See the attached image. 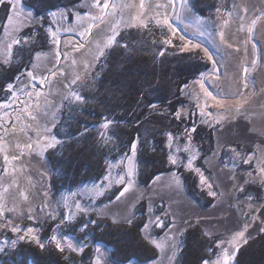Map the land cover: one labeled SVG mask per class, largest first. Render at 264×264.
<instances>
[{"label": "rangeland", "instance_id": "374dc122", "mask_svg": "<svg viewBox=\"0 0 264 264\" xmlns=\"http://www.w3.org/2000/svg\"><path fill=\"white\" fill-rule=\"evenodd\" d=\"M86 2L88 5H91L95 3V0H86ZM102 2L103 0H101ZM196 2L200 4V0H188V8L191 9L189 12L187 8H182V0H174L173 4L166 10L157 8V5L167 4L168 0H145V11L148 13L149 26L148 28H137L130 27L129 23L140 12V0H109L110 4L115 3L118 5L114 10L115 14H110L106 22L100 25L99 29H93L95 35L90 34L89 36V40L94 44L96 40L102 39L109 26H115L116 31L119 32V36H117L119 43L121 41V35L125 34L127 50L147 51L155 55L159 60L167 57L171 58L182 53L178 50L180 44H177L173 40V44L176 45V48H174V46L160 43V41L167 37L160 36L157 33L158 30L161 32L165 28L156 26L154 20L157 11L162 15L166 11L170 22L178 30L176 36L178 40L179 36L183 35L187 40L192 41V43L201 45L199 49L195 50L194 57L197 58L199 56V58L207 63L208 68L202 73H210L213 67L212 61L207 59L203 49L206 48L208 53L212 55L213 60L217 62L216 67L218 73L213 74L212 78L215 79L217 75L220 77V87H214L211 80L206 81V87L214 95H217L218 98L221 89H223L229 94L225 97L228 102L234 103L237 99L244 101L243 108L240 112L234 113L230 118L223 120L218 124L220 126H212H215L214 128H220L224 125L222 127L223 129L218 130L216 145L212 153L208 154L206 159L201 161V163L198 162L199 151L191 142L197 157L193 161L192 169L185 167L189 153L185 152L184 148L188 145V138L181 141L173 137L171 148L168 146L169 142L167 143L169 155L177 156L181 161L178 166L173 165L175 168L182 167L187 172H193L200 179V173L194 171V169L199 168L200 172L208 178V183L212 184L213 190L218 194L213 197L214 201L210 205L203 207L202 204L189 196L181 175L175 171L158 176L159 179L156 178L148 188L142 187L137 180L138 166L136 156L135 186L120 201L114 200L111 204H107L106 207L102 205L96 208L101 215L110 216L114 221H126L136 216L137 209L141 205L140 203L144 201L146 203V223H149L150 220L155 221L157 216L164 221L165 226L162 228L156 227L155 223L148 230H144L143 228V236L157 250L158 256L153 261L142 264H179V255L183 248L182 235L188 227L195 223L206 234L220 237V240L224 241L230 240L235 232L243 230L246 223L249 225L246 232L247 241L257 237L262 232L260 229L264 228V222H262L264 221V186L257 179L256 183L245 185L246 190L244 192L237 190V186L242 185L245 180L249 179V172L253 176H258V161L261 156L259 149L264 148V18H261L262 13H264V0H208L206 4H200L202 7L201 11L205 8L206 12L204 14L197 11L195 8ZM81 3L82 0L79 4L77 3L78 5L72 7V9L62 7L48 13L38 14L33 9L27 7L24 0H19V7L23 9L24 13H31V18L25 21L20 35H29L32 37V40L23 46L13 45L12 56L8 63H5V50L7 45L12 43V39L16 36V33H13L11 29H9L8 34L5 33L4 26L7 23L6 14L4 17L0 16V65H9L13 62L22 61L24 52L34 43H42L43 41L49 43L48 47L40 44L43 47H41V50L36 51L51 53V55L41 56L39 63L42 64V68L36 74L48 76L50 78V84L41 85L39 81L35 83L37 84L38 90L46 95L51 93L49 96L51 108L48 110L56 111V123L59 120L61 121L62 118L68 120L73 119L78 113V110L80 111V108L88 102V99L84 103L75 101L74 98L64 100L63 96H68L70 90H76L80 91L83 96L86 94L87 96L85 98H87L97 88V84L100 82L101 71L104 70L103 68L110 60V56L119 47V43H117L110 49L105 50L106 56L92 68L90 74L84 79L82 89L77 85H71V80L77 74H83L84 69L80 61L87 56L86 49H81L79 53H76L71 52L70 46L65 47L67 41L84 42L80 35V28L77 26L75 12L80 11L83 16L85 12L95 14L96 11L90 7H81ZM149 5L151 8L148 7ZM2 6L0 5V9ZM217 8L220 9L219 12H217ZM61 10L68 12V19L59 20V16H57L58 23L54 24L51 13H59ZM112 11L110 9V13ZM177 11L181 12V19L175 18V12ZM197 18H200L199 24L197 23ZM256 18L261 19H258L256 26L253 27L252 39L245 45L244 41L247 40L248 36L246 30L251 25V21ZM224 19L229 20L228 25L223 30L225 32V39L228 44L232 45L231 48L220 40V26ZM83 22L86 24L87 18ZM241 25H243V30H241ZM49 26L53 30L60 29L59 36L61 44L58 50L61 53H70L67 60L61 55L58 64L54 60V48L50 43L49 37L46 36V29ZM197 28L205 31V35H194L193 33ZM64 29L70 30L65 31ZM131 30L135 34L133 39L127 33V31ZM37 33L41 35V38L38 37ZM161 52L164 54L160 55ZM35 53L28 64L29 70H31V63L37 62L35 60ZM72 59L77 60L76 65L71 63ZM252 60H256L255 67L251 65ZM245 67L249 69L246 75L244 73ZM48 69L56 70L58 75L54 78L51 77ZM97 69H101V71L97 72ZM29 70H26L24 77H22L24 83H27L26 73ZM192 84L193 81L188 90V94L191 96V103L201 121L199 107L197 106L198 101L195 96V93H198L200 90L198 85L193 87ZM41 99L43 100V97ZM204 103L205 101L201 97L199 104L203 105ZM207 103L209 110L216 113L217 109L212 107V101L209 99ZM15 107L19 108V105ZM190 108H192L191 104L186 108H181L184 114L183 116L188 115L190 112L192 115L194 114L193 109L190 111ZM8 111L12 110L9 109ZM2 114V111H0V115ZM107 118L111 119L110 117ZM11 123L12 121H9V125ZM23 123H31V121L26 119ZM43 123L44 120L41 118V124ZM111 126L107 130L101 129L100 126H92V128L88 129L98 132V134L104 132L103 138L110 140ZM34 127L28 130V136H31L33 141L36 139ZM0 135H3V133H0ZM65 136H69L70 139L73 138L70 136L69 131ZM26 139L27 137L22 136V140ZM233 148L240 152L244 158L251 156L250 163L244 164L239 159H233L234 153L231 151ZM46 152L41 154L39 148L34 152H28L25 149L23 155H20V153L17 154L20 156V159L15 161L14 165L5 164L4 153H0V193L4 194V203H6L8 208L13 207L12 196H15L16 200L19 201V211L16 213L6 212L4 218H0V224H6V221L11 220L21 228L20 233H13L10 228L0 229V244L4 245L3 251H0V253L13 248L8 244H4L5 240H16V245L23 241H32L28 238L24 240L17 239L18 235H23L27 228H34L33 226L22 225L29 215L38 216L41 219L49 221L55 216L53 220L71 224L75 219L68 220L66 217L70 212H75L76 215L79 214L75 208L77 201L80 204L89 202V205L94 206L95 202L102 197L96 198L93 202L87 194V189H91L94 185L107 184L109 181L105 180V177L109 175V171H111V177H117L118 173L122 174L126 171L127 161L125 160L123 163H119L123 160V157H120L119 160L109 162L107 174L98 182L85 183L70 190L62 189L53 197H43V191L48 185L44 180L45 174L48 172L45 160ZM110 165L116 166L110 169ZM13 168H15V171H13ZM5 169H7V172H5ZM174 176L180 178V186L176 185ZM120 187L121 189L119 191L123 189L124 185L113 183L112 187L106 189L105 193ZM202 187L208 192V188L205 185H202ZM5 189L8 191L5 192ZM249 194L253 197L251 202L246 200ZM25 196L28 197V200L23 199ZM65 198L67 200L66 206L63 203ZM58 201L61 202L59 205L57 204ZM249 203L252 204V208L248 207ZM149 209H151V212H149ZM252 216H257L258 219L253 221L251 220ZM8 234L10 236L5 237ZM35 234L37 235L36 232ZM55 236H57L61 243L64 242L61 240L63 237L59 230L55 231ZM152 240L163 243L165 245L163 250L157 248L151 242ZM173 243H175V248L172 247ZM224 246L228 247L227 243ZM75 247H79V245ZM100 256L102 263L115 264L111 260L109 251L100 249ZM96 257L97 253L95 250L93 262H95Z\"/></svg>", "mask_w": 264, "mask_h": 264}, {"label": "trees", "instance_id": "16d2710c", "mask_svg": "<svg viewBox=\"0 0 264 264\" xmlns=\"http://www.w3.org/2000/svg\"><path fill=\"white\" fill-rule=\"evenodd\" d=\"M207 1L200 0V4H206ZM80 2L81 0H24L25 5L38 14L62 7L72 9ZM200 4L196 2L195 8L204 14L205 8L201 11ZM6 12L7 6L3 5L0 16L4 17ZM127 33L131 39L135 37L133 30ZM157 34L167 38L170 36L167 29L161 32L158 30ZM37 35L41 38V35ZM125 38V34H122L119 47L110 56L104 70L97 69V72L101 71L100 82L86 98L88 102L78 110L73 119L62 118L52 129V134L60 139L61 144L55 149L47 150L45 154L48 172L44 180L48 185L43 191V197H53L62 189L70 190L85 183L98 182L107 174L109 162L130 155L131 142L136 141L137 180L142 187L148 188L158 176L175 171L181 175L189 196L206 207L214 200L202 187L199 177L169 163L167 134L171 132L173 137L183 141L195 127L196 131L190 134L191 142L199 151L198 162L201 163L212 153L218 130L223 129L224 125L214 128L215 126L202 123L188 94L192 81L208 65L199 56L196 58L191 53H181L159 60L147 51L127 50ZM173 40L180 45L183 43L177 37ZM40 44L49 46L45 41L34 43L26 49L22 61L0 65V86L14 83L17 75L25 74L29 70L28 64L33 54L43 47ZM185 84L189 88L184 89ZM153 104L156 105L155 108L150 107ZM189 104L192 105L190 111L193 109L194 114L190 112L183 116V122L177 120L173 114ZM107 117L114 123L110 129L111 138L105 142L100 133L88 128L100 126ZM68 131L72 139L65 136ZM121 187L107 191L94 206L89 205V202L81 203L83 208L90 210L86 213L78 211L79 214L71 224L53 219L49 221L34 215H31L34 218L30 220L29 215L22 225L33 226L45 248L41 249L33 241H23L0 253V264H94L97 248L109 251L115 264L153 261L158 256L157 250L143 236L146 223L144 201L140 203L136 216L130 219L131 223L129 220L114 221L110 216H103L96 210L98 206L114 202ZM57 230L63 238L68 237V241L61 237L64 241L61 243L63 247L70 241L74 247L84 245L83 252L72 251L67 246L63 252L59 251L55 242H50ZM7 236L10 235L5 237ZM219 241L220 237L206 234L196 223L188 227L182 235L183 248L179 255V264H203L205 259L215 260L221 251L218 247ZM232 264H264V232L241 244Z\"/></svg>", "mask_w": 264, "mask_h": 264}, {"label": "snow or ice", "instance_id": "6c2138e0", "mask_svg": "<svg viewBox=\"0 0 264 264\" xmlns=\"http://www.w3.org/2000/svg\"><path fill=\"white\" fill-rule=\"evenodd\" d=\"M174 0H168L167 4H159L157 8L167 9L171 4H173ZM0 5H6L8 11L6 12V25L4 26L5 33H9V29L13 33H16V36L12 39V43L8 44L5 50V63H8L12 56V48L13 45H20L23 46L31 42L32 37L29 35H20L25 21L31 18V13L25 14L23 9L19 7V0H0ZM81 7H90L95 9V14L85 12L83 16L81 15L80 11L75 12V18L77 22V26L80 28V35L83 38L84 42H72L67 41L65 43V47H71V52L79 53L81 49L87 50V56L80 61L83 66L84 72L83 74H77L74 79L71 80V85H77L79 88H83L84 86V79L90 74L92 68L106 56V49H110L114 44L119 43L117 41V36H119V32L116 31L115 26H109L107 31L104 33L102 39H98L93 42L89 40L90 34H93V29H99L101 24H104L107 20V17L111 14L114 15V10L118 7L115 3H109V0H95L94 4L88 5L86 0H82ZM151 8V6H148ZM140 12L130 21V27H137V28H148L149 21H148V13L145 11L146 5L145 0H140L139 4ZM182 8H187L190 12L191 9L188 8V0H182ZM110 9L113 10L110 13ZM220 9L217 8V12ZM68 12L65 10H61L59 13L53 12L51 16L53 17V23H58L57 16H59V20H67L68 19ZM231 15V13H229ZM87 18V23L85 24L83 21ZM175 18L181 19L182 15L181 12H175ZM264 18V13H262V17ZM256 18L251 21V25L247 28V40L244 41L245 45L248 43L249 40L252 39V32L253 27L256 26L258 19ZM156 26L160 28H165L170 33L168 38L163 39L160 43L165 45L176 46L173 44V39L177 36L178 30L172 25L170 22L169 16L165 11L162 15L159 11L155 13L154 16ZM197 23H200V18H197ZM229 20L224 19L221 23V31L219 33L220 40L227 44L229 48L232 47L231 44H228L227 40L225 39V32L224 28L228 25ZM187 27V26H186ZM65 31H69L70 29H64ZM241 30H243V25H241ZM60 29L57 28L53 30L51 26L46 29V33L50 39V43L54 48V60L58 64L61 59V55H63L64 59L67 60L69 58V52L59 51V47L61 44L60 36H59ZM194 35L198 34L200 36L205 35V31H201L200 28H197L196 31L193 33ZM179 40L183 43L179 45V51L182 53H191L195 54V50L201 47L200 44L192 43V41L187 40L183 35L179 36ZM205 56L208 60L212 61L213 67L210 73H201L199 79L193 81L192 86H199V92L195 93L196 99L198 101L197 106L199 107V114L201 117V122L213 126L220 124L226 118H230L234 113H238L242 110L244 101L237 99L234 103L226 101L225 97L229 95L223 89L220 91V96L218 98L217 95H214L212 91L206 87V81L211 80V83L214 87L219 88V79L220 77L217 75L215 79H213V74L218 73V69L216 67V61L213 60L211 54L208 53V50L205 48L203 49ZM164 53L161 52L160 55ZM42 55H51V53H35V60L37 62L31 63V70L27 71V83H24L22 77H24V73H20L15 77V82H9L5 86H0V93H3L0 96V111H2V115H0V153H4V162L5 164H13L14 162L20 159V156L16 155L15 153H20L23 155L24 150L26 149L28 152H34L37 148L40 149V153L46 152L49 149H55L59 144H61L60 139L54 134H52V129L56 127V111H49L48 109L51 108L49 103V96L51 93L46 95L42 91L38 90L36 81H39L41 85H49L50 78L48 76L37 75V71L42 68V64L39 63ZM71 63L73 65L77 64L76 59H72ZM251 65L255 67L256 60L251 61ZM102 67V65H101ZM50 72L51 77H56L58 72L53 69H48ZM249 69L247 67L244 68L245 75L248 73ZM79 82V83H78ZM23 85V86H21ZM184 89L189 88L188 84H185ZM246 87V85H245ZM23 97V99H22ZM43 97V100L41 99ZM201 97L204 99L205 103L203 105L199 104V100ZM74 98L75 101L80 103H84L86 101L85 96L81 94L80 91L70 90V94L68 96H63L64 100H70ZM212 101V107L217 109L216 113H213L209 110V105L207 103L208 100ZM19 105V108L15 106ZM150 107L155 108L156 105H150ZM11 109L12 111H8ZM174 117L183 122V112L181 110H177L174 114ZM50 117V119H49ZM7 118V119H5ZM41 118H43L44 123L41 124ZM30 120L31 123H23L24 120ZM9 121H12L11 125H9ZM114 123L113 120L105 118L104 122L100 125L101 129L107 130L110 125ZM50 124V126H49ZM35 126V127H34ZM34 127V134L36 136L35 141L32 140L31 136H28V130L33 129ZM196 128L193 127L190 130L191 132H195ZM189 133L188 135V145L184 148V151L189 153L187 158V164L185 165L186 168L192 169L193 161L196 160V152L192 147V136ZM101 136H104V132L100 133ZM169 140V148L172 147L173 141V134L169 132L168 134ZM22 136L27 137L26 140H22ZM105 139V142H107ZM11 150V154H10ZM179 151V149H177ZM232 153H234L233 159H239L244 164H249L252 157L249 156L248 158H244L240 152H238L235 148L231 149ZM261 156L258 161V176H253L251 172L248 173V180H245L242 185L237 186V190L240 192H244L245 185L250 183H256L257 179L259 180L260 184L264 186V148L259 149ZM131 155H125L123 160L119 163H123L125 160L127 161L126 164V171L122 174L118 173L117 177H111V171H109V175L105 177V180L109 182L103 185H94L91 189H87V194L89 197L95 201L96 198L105 195L106 189L112 187L113 183L124 185L123 189L119 191L116 195L115 199L120 201L122 197H124L134 186L135 181L134 177L136 175V156L138 152V143L136 141L131 142L130 147ZM169 163L172 165L178 166L181 161L177 156L169 155ZM116 165H110V169L115 167ZM15 171V168H13ZM197 173H200V182L201 185H205L208 188V195L215 197L217 196V192L213 190L212 184L208 183V178H206L202 172H200L199 168L194 169ZM7 172V169H5ZM127 177V179H126ZM159 179V177H157ZM174 180L177 186H180V178L174 176ZM5 192L8 190L5 189ZM22 195V193H21ZM46 195V194H45ZM13 202V207L8 208L6 203H4L5 196L3 193H0V218H4L5 213H16L19 211V201L16 200L15 196L11 197ZM24 200H28V197H23ZM246 200L251 202L253 197L249 194L246 197ZM61 202L58 201L57 204L59 205ZM65 206L67 205L66 198L63 200ZM47 206V205H45ZM106 207V206H105ZM249 208H252V204L249 203ZM75 208L79 212H87L90 209L83 208L81 204L77 201L75 204ZM255 210V209H253ZM151 212V209H149ZM75 212H70L69 215L66 217L68 220L75 219ZM30 220L33 219L31 215L28 217ZM53 219L55 216L52 217ZM257 216H252L251 220H257ZM63 222V221H61ZM264 222V221H262ZM93 223H95L93 221ZM129 223L131 221L129 220ZM155 223L156 227H164V221L157 216L155 221H149L144 225V230H148L150 226ZM248 224L244 225L243 230L235 232V234L231 237L230 240L219 241L218 247L221 249L220 253L217 255L215 260L205 259L203 264H232V261L235 259L237 252L239 251V247L242 243H247L246 232L248 230ZM86 227V225H85ZM2 228H10L13 233H20L21 228L19 225H15L13 221L8 220L6 224H0V229ZM264 232V228L260 229ZM83 231V229H81ZM36 230L34 228H27L23 235H18L17 239L24 240L26 238L34 241L41 249L45 248V244L41 242L40 238L35 234ZM65 241H68V237L63 238ZM50 242H55V247L63 252L65 249L61 244V241L57 238V236L53 235L50 238ZM157 248L163 250L164 244L157 242L156 240L151 241ZM16 240L11 241H4V244H8L10 247H14L16 245ZM225 243H227L228 247H225ZM3 244H0V251H3ZM172 247L175 248V243L172 244ZM67 248L72 251H79L83 252L84 245H80L79 247H74L73 244L69 241L67 243ZM97 257L94 264H101V256H100V249H96ZM171 259V258H170Z\"/></svg>", "mask_w": 264, "mask_h": 264}]
</instances>
